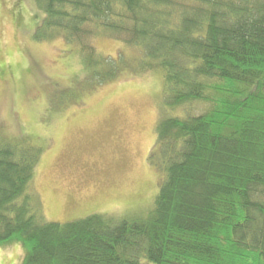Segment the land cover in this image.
<instances>
[{"label":"trees","instance_id":"obj_1","mask_svg":"<svg viewBox=\"0 0 264 264\" xmlns=\"http://www.w3.org/2000/svg\"><path fill=\"white\" fill-rule=\"evenodd\" d=\"M35 4L43 18L33 37H63L93 86L124 66L162 70L149 154L159 191L147 217L46 221L34 185L43 148L4 135L0 245L21 243L22 264H264V0ZM97 38L134 47L136 58L100 53Z\"/></svg>","mask_w":264,"mask_h":264},{"label":"rangeland","instance_id":"obj_2","mask_svg":"<svg viewBox=\"0 0 264 264\" xmlns=\"http://www.w3.org/2000/svg\"><path fill=\"white\" fill-rule=\"evenodd\" d=\"M42 15L35 0H0V142L4 135L29 137L42 146L34 185L46 221L147 217L161 177L149 154L161 117L162 70L124 66L93 86L63 37H33ZM94 43L106 56L136 58V49L118 40ZM25 253L19 242L4 243L0 264H22Z\"/></svg>","mask_w":264,"mask_h":264}]
</instances>
